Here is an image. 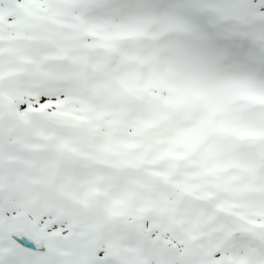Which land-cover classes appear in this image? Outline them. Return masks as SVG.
I'll list each match as a JSON object with an SVG mask.
<instances>
[{"label":"snow or ice","instance_id":"obj_1","mask_svg":"<svg viewBox=\"0 0 264 264\" xmlns=\"http://www.w3.org/2000/svg\"><path fill=\"white\" fill-rule=\"evenodd\" d=\"M0 264H264V0H0Z\"/></svg>","mask_w":264,"mask_h":264}]
</instances>
